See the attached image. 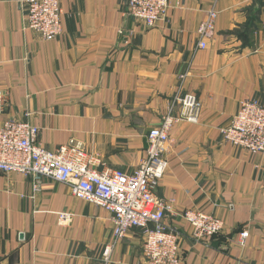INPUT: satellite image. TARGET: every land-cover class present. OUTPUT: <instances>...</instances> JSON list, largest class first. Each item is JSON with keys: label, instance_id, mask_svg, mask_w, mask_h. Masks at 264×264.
<instances>
[{"label": "crops", "instance_id": "obj_1", "mask_svg": "<svg viewBox=\"0 0 264 264\" xmlns=\"http://www.w3.org/2000/svg\"><path fill=\"white\" fill-rule=\"evenodd\" d=\"M59 1L62 32L45 41L16 0H0V118L30 121L48 150L72 139L97 155L98 170L131 173L149 129L179 116L176 97L194 95L198 119L169 129L155 190L171 203L164 221L180 232L181 264H264V153L221 134L241 100L264 105V0H169L153 27L127 15L126 0ZM211 7L215 34L201 48L196 30ZM185 210L222 219L223 230L193 240ZM112 228L111 214L68 183L0 171V264H101ZM143 241V229L130 228L108 264H138Z\"/></svg>", "mask_w": 264, "mask_h": 264}, {"label": "built area", "instance_id": "obj_2", "mask_svg": "<svg viewBox=\"0 0 264 264\" xmlns=\"http://www.w3.org/2000/svg\"><path fill=\"white\" fill-rule=\"evenodd\" d=\"M24 13L28 28L45 41L62 32V9L59 0H16ZM169 0H126L125 13L141 20L148 27L163 20ZM218 11L211 7L197 27L198 46L203 48L215 34ZM181 106L178 117L163 116L160 125L148 131L146 158L131 172L104 167L97 155L70 140L53 150L37 141L39 128L28 120L0 118V171L48 177L68 183L72 194L81 200L98 205L111 214L113 239L104 245L101 264H108L115 241L130 228L143 229L142 259L138 264H181L179 230L164 221L172 211L169 200L156 195V187L167 168L165 158L168 131L178 121L196 122L201 108L192 94L175 98ZM7 97L0 89V116L5 115ZM225 142L251 153H264V105L243 99L229 124L221 129ZM66 213L59 220L67 219ZM182 218L191 226V237L200 241L219 234L223 220L199 210H185ZM248 231L238 234L236 243L245 244Z\"/></svg>", "mask_w": 264, "mask_h": 264}]
</instances>
